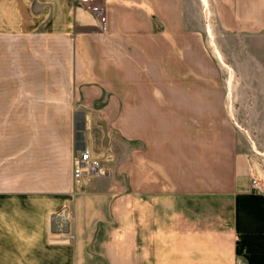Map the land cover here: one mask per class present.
<instances>
[{
  "label": "crops",
  "instance_id": "obj_1",
  "mask_svg": "<svg viewBox=\"0 0 264 264\" xmlns=\"http://www.w3.org/2000/svg\"><path fill=\"white\" fill-rule=\"evenodd\" d=\"M206 1L244 41L227 64L188 0H105V28L73 0H0V264H264L254 144L232 119L264 118V0ZM86 147L108 170L75 183Z\"/></svg>",
  "mask_w": 264,
  "mask_h": 264
},
{
  "label": "rangeland",
  "instance_id": "obj_2",
  "mask_svg": "<svg viewBox=\"0 0 264 264\" xmlns=\"http://www.w3.org/2000/svg\"><path fill=\"white\" fill-rule=\"evenodd\" d=\"M206 4L203 6L200 0H188V9L190 12V25L192 27H201L202 24V18H203V25L204 28L208 31H206V40L208 44H210L211 47H219L221 46L223 52H221V58L224 63L227 64L228 61V53L227 51L230 48L236 47L238 45H241L244 43L243 40H240L239 38H236L234 36H228L227 34H223V32L220 30L218 26V22L216 20L215 14L213 13V7L210 3L205 1ZM74 6H82L81 4L77 3L75 0H73ZM34 9V12L39 8L40 12L46 13V18H53L57 16V12H55V9L53 11L52 6L48 5H42L40 7L36 6L35 4L32 6ZM4 9L5 6L0 5V26H5L6 22L4 20ZM9 25H11L12 22H7ZM55 24L62 26L65 24L63 20L59 21H49L48 19H43L38 22L39 28H44L48 25ZM208 32V33H207ZM234 75V71L230 70V76ZM239 76V74H238ZM238 94H244L245 89L244 86H238ZM99 93V97H97L93 103L98 106H114L117 104V102L114 100L113 97L110 95H107L104 92H97ZM241 103H238V106ZM241 107V106H240ZM240 115L233 117V121L235 122L236 126L240 130L241 134L243 135V138H247V140L243 144H254V147L252 149L250 148L248 151L251 155L253 167H254V177L258 178L262 185V190H264V150L260 148L259 145L255 144H264V134L262 132V129H264V118L261 117H250L246 115V111L243 110V107L240 109ZM107 144H101L102 149L109 150V152L117 153V144H112V137L107 136ZM244 140V139H242ZM251 147V146H250ZM4 198H1V200ZM64 208L68 209L69 212V222L71 217V212L69 211L68 205L65 204L58 210H63ZM56 210V211H58ZM52 213V212H51ZM67 234V233H66ZM65 234V235H66ZM64 236V235H62Z\"/></svg>",
  "mask_w": 264,
  "mask_h": 264
},
{
  "label": "built area",
  "instance_id": "obj_3",
  "mask_svg": "<svg viewBox=\"0 0 264 264\" xmlns=\"http://www.w3.org/2000/svg\"><path fill=\"white\" fill-rule=\"evenodd\" d=\"M84 6L87 10L94 13L100 25L106 27V2L105 0H75ZM108 168L103 166L101 162L92 157L88 147L76 152L73 156V179L75 183L80 182L84 178L91 180L94 176L106 175ZM262 183L256 177H252V189L262 190ZM69 212L67 208L54 211L50 214L49 230L53 235H65L69 232ZM233 264H245L244 261L236 257Z\"/></svg>",
  "mask_w": 264,
  "mask_h": 264
},
{
  "label": "bare ground",
  "instance_id": "obj_4",
  "mask_svg": "<svg viewBox=\"0 0 264 264\" xmlns=\"http://www.w3.org/2000/svg\"><path fill=\"white\" fill-rule=\"evenodd\" d=\"M204 2L206 1V0H203Z\"/></svg>",
  "mask_w": 264,
  "mask_h": 264
}]
</instances>
